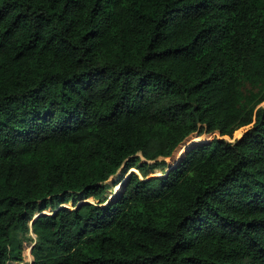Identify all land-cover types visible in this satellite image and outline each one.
Segmentation results:
<instances>
[{
    "label": "trees",
    "instance_id": "obj_1",
    "mask_svg": "<svg viewBox=\"0 0 264 264\" xmlns=\"http://www.w3.org/2000/svg\"><path fill=\"white\" fill-rule=\"evenodd\" d=\"M28 241L31 264H264V0H0V264Z\"/></svg>",
    "mask_w": 264,
    "mask_h": 264
},
{
    "label": "rangeland",
    "instance_id": "obj_2",
    "mask_svg": "<svg viewBox=\"0 0 264 264\" xmlns=\"http://www.w3.org/2000/svg\"><path fill=\"white\" fill-rule=\"evenodd\" d=\"M248 127L246 126V127H242V128H240V129H238V130H236L234 133H233V135H232V137H228V136H219L218 135V133L217 132H215V133H213V134H210V135H205L204 136V139H202L201 141H205V140H207V141H210L211 139H213V137L215 136V137H217V138H223V139H226V140H229V141H234L235 139H237V138H239L242 134H243V132L247 129ZM193 136H196V135H194L193 134ZM188 138H190V137H188ZM188 138H187V140H188ZM187 140H184L185 142L187 141ZM182 142L181 143V145H182V147H183V145L185 144V142ZM180 145V146H181ZM179 146V147H180ZM178 147V148H179ZM177 148V149H178ZM176 149V150H177ZM175 150V151H176ZM175 153V152H174ZM179 158V157H178ZM177 158H176V156H175V154L171 157V158H167V159H165V161H166V163H167V165H169V164H173L174 162H175V160H176ZM167 168V167H166ZM130 171H135L134 169H131ZM136 172V171H135ZM154 173V175H159V174H161L160 172H161V168H156L154 171H153ZM129 172H127V173H124L123 171H122V169L120 168L118 171H117V173L115 174V175H113V176H111L109 179H108V181H107V183L109 184V186H110V188L108 189V193H107V196H108V194H110L109 195V198L110 197H112V196H114V195H116L117 194V192L119 191V188H120V181H122L125 177H126V175L128 174ZM152 174V175H153ZM87 201H90V202H93V200L91 199V198H89V199H86ZM62 206H64V207H68V208H71V202H67V203H63V204H61ZM43 213H50V209H47L46 211H43ZM37 215H35L34 216V218L36 217ZM30 225H31V222H30ZM31 236L34 238L35 236L33 235V234H31ZM34 245V241H28V242H25L24 244H23V250H22V254H23V260H22V262H15V263H9V264H30V262H32V256H31V248H32V246ZM28 250V253L30 254V256H31V259H28L27 257H26V255H27V250Z\"/></svg>",
    "mask_w": 264,
    "mask_h": 264
},
{
    "label": "bare ground",
    "instance_id": "obj_3",
    "mask_svg": "<svg viewBox=\"0 0 264 264\" xmlns=\"http://www.w3.org/2000/svg\"><path fill=\"white\" fill-rule=\"evenodd\" d=\"M204 136L205 135H200V136H192V137H190V138H188V140L185 142V144L183 145V147H182V145L175 151V156H176V158H178V157H180L183 153H184V151L190 146V145H192V144H194V143H196V142H199V141H201L202 139H204ZM183 144V143H182ZM27 250V249H26ZM26 257L28 258V259H31V256H30V254L28 253V250H27V255H26Z\"/></svg>",
    "mask_w": 264,
    "mask_h": 264
},
{
    "label": "crops",
    "instance_id": "obj_4",
    "mask_svg": "<svg viewBox=\"0 0 264 264\" xmlns=\"http://www.w3.org/2000/svg\"><path fill=\"white\" fill-rule=\"evenodd\" d=\"M13 263H15V262H13Z\"/></svg>",
    "mask_w": 264,
    "mask_h": 264
},
{
    "label": "water",
    "instance_id": "obj_5",
    "mask_svg": "<svg viewBox=\"0 0 264 264\" xmlns=\"http://www.w3.org/2000/svg\"><path fill=\"white\" fill-rule=\"evenodd\" d=\"M30 264H31V262H30Z\"/></svg>",
    "mask_w": 264,
    "mask_h": 264
}]
</instances>
